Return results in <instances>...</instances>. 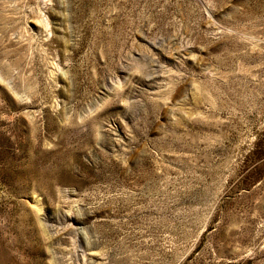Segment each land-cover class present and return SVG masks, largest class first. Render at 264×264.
I'll use <instances>...</instances> for the list:
<instances>
[{
  "label": "rangeland",
  "instance_id": "1",
  "mask_svg": "<svg viewBox=\"0 0 264 264\" xmlns=\"http://www.w3.org/2000/svg\"><path fill=\"white\" fill-rule=\"evenodd\" d=\"M263 132L264 0H0V264H264Z\"/></svg>",
  "mask_w": 264,
  "mask_h": 264
},
{
  "label": "trees",
  "instance_id": "2",
  "mask_svg": "<svg viewBox=\"0 0 264 264\" xmlns=\"http://www.w3.org/2000/svg\"><path fill=\"white\" fill-rule=\"evenodd\" d=\"M261 135L262 136H259L258 142L256 144L258 146V148H256L254 150V152H252L253 155H254V159H255V156H256V158H259L260 160L264 159V132L261 133Z\"/></svg>",
  "mask_w": 264,
  "mask_h": 264
}]
</instances>
